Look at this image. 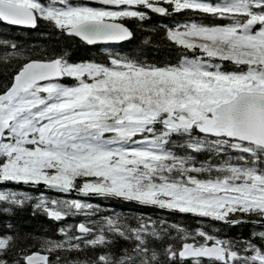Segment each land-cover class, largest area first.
Wrapping results in <instances>:
<instances>
[{"label":"snow or ice","instance_id":"snow-or-ice-1","mask_svg":"<svg viewBox=\"0 0 264 264\" xmlns=\"http://www.w3.org/2000/svg\"><path fill=\"white\" fill-rule=\"evenodd\" d=\"M130 24L174 59L124 54ZM40 25L106 55L0 39V213L59 225L38 247L6 225L0 264H264V0H0V27Z\"/></svg>","mask_w":264,"mask_h":264},{"label":"trees","instance_id":"trees-1","mask_svg":"<svg viewBox=\"0 0 264 264\" xmlns=\"http://www.w3.org/2000/svg\"><path fill=\"white\" fill-rule=\"evenodd\" d=\"M157 25L159 21L156 22ZM135 33V39L129 44L122 46L124 54H132L138 56L140 59L146 60L151 63H161L173 60L176 53L172 49L169 43L163 39L162 33L159 31H151L152 25L147 27L137 28L135 25H129ZM14 39L21 46L32 47L33 51H39L41 53L47 52L51 54L53 52L59 53L61 51L67 53V55L73 59L95 58L101 60L106 54L99 48H81L75 42H69L56 32L48 28L47 25H40L36 30H24V29H9L0 27V39ZM8 80V72L5 71L3 64H0V88L4 86V83ZM28 191L32 195H36V191L30 187H23L21 189ZM46 195H50L53 198L59 194L55 192H46ZM97 202V201H93ZM101 207L104 209H113L116 212H120L129 217L135 216L141 212L152 215L155 218L157 210L151 208H144L136 204H129L123 201H103L100 202ZM164 215V213H160ZM172 221H179L186 226H193L195 221L186 216H170L168 217ZM73 219L67 218L66 222L71 223ZM12 226V231L17 233L20 237L18 246L26 247L36 244V241L43 236L55 237V229L59 226L56 222L46 218L42 213L33 211L30 204H25L23 207L16 209L10 214L0 213V232L6 231V225ZM224 233L228 236L234 235H247L250 232L248 227H228L223 229ZM81 259L84 257L81 256ZM55 257L50 256V260L54 261Z\"/></svg>","mask_w":264,"mask_h":264}]
</instances>
